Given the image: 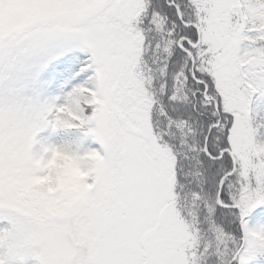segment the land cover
Here are the masks:
<instances>
[{"label":"snow or ice","instance_id":"obj_1","mask_svg":"<svg viewBox=\"0 0 264 264\" xmlns=\"http://www.w3.org/2000/svg\"><path fill=\"white\" fill-rule=\"evenodd\" d=\"M62 123L102 151L85 195L38 202L35 137ZM253 215L264 0H0V264H264Z\"/></svg>","mask_w":264,"mask_h":264},{"label":"clouds","instance_id":"obj_2","mask_svg":"<svg viewBox=\"0 0 264 264\" xmlns=\"http://www.w3.org/2000/svg\"><path fill=\"white\" fill-rule=\"evenodd\" d=\"M63 119L70 122L66 116ZM72 129L62 123L57 131ZM94 162L90 151L81 154L79 143L46 145L36 153L35 172L27 178L26 190L38 196V202L79 198L90 190L83 181L93 171ZM45 169L47 174H36L44 173Z\"/></svg>","mask_w":264,"mask_h":264},{"label":"trees","instance_id":"obj_3","mask_svg":"<svg viewBox=\"0 0 264 264\" xmlns=\"http://www.w3.org/2000/svg\"><path fill=\"white\" fill-rule=\"evenodd\" d=\"M81 59H83V57H81ZM62 68V64L59 66L54 65L52 68H50L49 74L46 76L48 91L53 95L59 94L61 86L64 85L65 80L68 79L67 75H64L63 77L59 75ZM80 83H83V80L78 78L76 81L72 82V85L66 87L64 90L68 91L70 90L71 86H75L76 84ZM62 143H79L81 154L92 150L102 151L101 147L97 143L84 136L83 132L80 130L72 129L68 131H53L50 127L45 128L37 134L35 137L33 150L38 152L46 145ZM36 174H47V169H45L44 173L37 172ZM250 223L252 225L264 224V219H260L253 215V217L250 218Z\"/></svg>","mask_w":264,"mask_h":264},{"label":"rangeland","instance_id":"obj_4","mask_svg":"<svg viewBox=\"0 0 264 264\" xmlns=\"http://www.w3.org/2000/svg\"><path fill=\"white\" fill-rule=\"evenodd\" d=\"M87 137H88V139L93 140L95 143H97V144L99 145V143L96 142L95 139H94L93 137H91V136H87ZM99 146H100V145H99ZM100 147H101V146H100Z\"/></svg>","mask_w":264,"mask_h":264}]
</instances>
